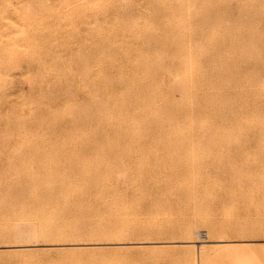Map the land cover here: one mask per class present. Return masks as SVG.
<instances>
[{
	"label": "rangeland",
	"instance_id": "374dc122",
	"mask_svg": "<svg viewBox=\"0 0 264 264\" xmlns=\"http://www.w3.org/2000/svg\"><path fill=\"white\" fill-rule=\"evenodd\" d=\"M194 222L264 264V0H0V264H152Z\"/></svg>",
	"mask_w": 264,
	"mask_h": 264
},
{
	"label": "bare ground",
	"instance_id": "6f19581e",
	"mask_svg": "<svg viewBox=\"0 0 264 264\" xmlns=\"http://www.w3.org/2000/svg\"><path fill=\"white\" fill-rule=\"evenodd\" d=\"M214 1H216V0H185V2L188 5H190V6L194 5L198 8H204L207 5H211L212 3H214ZM199 18L201 19L200 20L201 22L202 21L205 22V21H208L210 18H212V15H202ZM148 47L152 48V49H156V45H154L152 42L148 44ZM99 161H101V160H99ZM116 161H117V159H116ZM101 163H103V162H101ZM98 165H99V163L96 164V167ZM100 166H102V164H100ZM102 168H105L104 165L102 166ZM102 168H100V169H102ZM104 172H106V171H104ZM200 227H204V226L199 225L196 222L192 223L191 227L188 229V234L190 235L189 237H186V238L183 237V238L175 239L171 242V243L183 242L185 244H188L189 248H183L181 250V254H179L177 256L175 255L172 257H168V258H161V259L156 260L152 264H204L205 259H204V256L202 254L203 251L199 252V253H201L200 255L198 253V255H199V257H198L197 253L195 251V248H191L193 246V245L191 246V244L199 243V245L201 246L202 243L205 242L202 240L192 239L193 236H191V235L193 233H195V231H196V233H199L197 236L200 239H202L201 237H205V238L208 237V231L206 229H204V230L200 229ZM14 228L15 229L13 231L7 232L5 234H7V235L12 234V235L18 236L19 238H22V239L25 238V240H20L18 242L23 243V244L26 243V244H24V246H26V247H32L33 248L36 246H47V247H49V249L54 250V249H59V248L61 249L63 246L68 244V243H59V242L63 241L62 239L48 240L51 242H46L45 244L32 243L34 240H30V239H33L37 234L35 231V223L32 221H27V220L25 221V220L19 219L17 222L14 223ZM213 228L215 229V227H213ZM50 234L54 235L55 232H51ZM199 235L201 237H199ZM34 242H37V241H34ZM150 243H154V242L153 241H132V240H129V238L112 239L108 242V244L117 245V246L122 247V248H125V247H144ZM18 245H21V244H18ZM188 251L191 254L190 257L185 255V253Z\"/></svg>",
	"mask_w": 264,
	"mask_h": 264
}]
</instances>
